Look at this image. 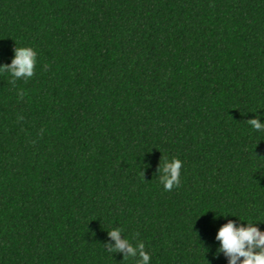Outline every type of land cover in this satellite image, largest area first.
<instances>
[{
    "label": "trees",
    "instance_id": "1",
    "mask_svg": "<svg viewBox=\"0 0 264 264\" xmlns=\"http://www.w3.org/2000/svg\"><path fill=\"white\" fill-rule=\"evenodd\" d=\"M16 47L38 56L0 73V264H135L113 228L152 264H227L223 224L264 230V0H0V65Z\"/></svg>",
    "mask_w": 264,
    "mask_h": 264
},
{
    "label": "clouds",
    "instance_id": "2",
    "mask_svg": "<svg viewBox=\"0 0 264 264\" xmlns=\"http://www.w3.org/2000/svg\"><path fill=\"white\" fill-rule=\"evenodd\" d=\"M37 56V51L32 47H16L11 63L0 65V73H8L13 83L19 79H30L35 72ZM248 122L255 131H264V123L260 119L253 118ZM183 166L184 162L178 157L166 159L160 166L159 172L162 175L158 180L164 191H171L181 185ZM240 220L246 223L237 224L230 220L218 229V253L226 257L227 264H264V230L257 226L256 221ZM121 232V228L109 231L108 235L115 244L108 247V252H121L124 260L132 258L135 264H152V255L145 250V243L138 240L134 244L128 238L122 239Z\"/></svg>",
    "mask_w": 264,
    "mask_h": 264
}]
</instances>
